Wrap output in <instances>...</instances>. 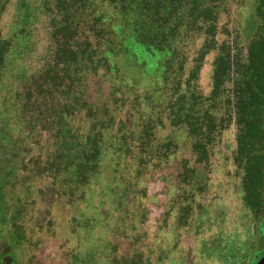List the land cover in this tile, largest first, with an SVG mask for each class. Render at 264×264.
<instances>
[{"label":"rangeland","instance_id":"obj_1","mask_svg":"<svg viewBox=\"0 0 264 264\" xmlns=\"http://www.w3.org/2000/svg\"><path fill=\"white\" fill-rule=\"evenodd\" d=\"M148 2L1 0L0 151L15 150L19 177L0 207L21 211L25 232L4 264L264 255V127L251 140L249 72L264 0ZM134 17L173 47L138 44L130 67L117 40Z\"/></svg>","mask_w":264,"mask_h":264},{"label":"trees","instance_id":"obj_2","mask_svg":"<svg viewBox=\"0 0 264 264\" xmlns=\"http://www.w3.org/2000/svg\"><path fill=\"white\" fill-rule=\"evenodd\" d=\"M112 2H115L117 4V7L122 8L127 12L130 11V9H139L141 8V11H147L149 7L148 0H110ZM1 2V0H0ZM160 8L161 6V0H157L156 2ZM166 6V5H165ZM163 6V8L165 7ZM136 9V10H137ZM130 17V16H129ZM124 22V21H123ZM139 20L137 18H129L124 22V24L129 29L128 33L122 34L120 37L122 41L118 42L117 40V51L121 52L127 59L128 64L130 67H133L134 64H137V60L135 58V55L132 53L135 48L139 45H143L144 47H147L149 49H165L169 48L170 44L172 43L168 36L166 35H159L157 34H150V33H142L137 32V28L139 26ZM112 33H115V29L111 30ZM120 35V32H118ZM162 36V37H161ZM173 47V46H170ZM6 52H7V43L5 40L0 39V68L5 64L6 60ZM114 55L115 52L110 53L109 51L106 52V55L103 56V58L108 62L109 58L108 55ZM252 63L249 65V72L251 75H253V78L255 77V88L252 90L253 96V105H252V111L255 115V121L253 128L251 130V134H253L251 140H258L261 137V133L263 134V127H264V39L260 40L259 42L255 43L252 48ZM94 63H98L99 61H93ZM115 64V61H114ZM113 72L117 70L116 66H113L111 68ZM1 120V119H0ZM2 121V120H1ZM256 137V138H254ZM255 142V141H254ZM12 145V143H10ZM1 145V140H0ZM13 146V145H12ZM1 148V147H0ZM16 152L13 149H10L8 152V148L6 150V154L3 155V153L0 151V163H2V167L0 168V202L3 200L1 197L3 191L8 190V187L13 185V183L18 179L19 177V169L17 166V163L15 162L16 158ZM262 158V157H261ZM6 159H9V162H5ZM7 185L4 190L3 187ZM263 185V174H261L259 177H257V184L255 186V191L257 192L258 188H261ZM256 192L254 193L255 196H257ZM4 224H7L4 225ZM13 226L12 228H9L8 226ZM0 255H5L6 247L7 248V254L11 255L13 254V248L16 247L19 243H21V238L24 235V225L22 223V214L21 211L18 209L16 211L11 210V212H8L5 210V208L0 207ZM1 257L0 264H4L3 261L5 258Z\"/></svg>","mask_w":264,"mask_h":264},{"label":"water","instance_id":"obj_3","mask_svg":"<svg viewBox=\"0 0 264 264\" xmlns=\"http://www.w3.org/2000/svg\"><path fill=\"white\" fill-rule=\"evenodd\" d=\"M256 264H264V255L260 258V260Z\"/></svg>","mask_w":264,"mask_h":264},{"label":"flooded vegetation","instance_id":"obj_4","mask_svg":"<svg viewBox=\"0 0 264 264\" xmlns=\"http://www.w3.org/2000/svg\"><path fill=\"white\" fill-rule=\"evenodd\" d=\"M263 196H264V192H263Z\"/></svg>","mask_w":264,"mask_h":264}]
</instances>
